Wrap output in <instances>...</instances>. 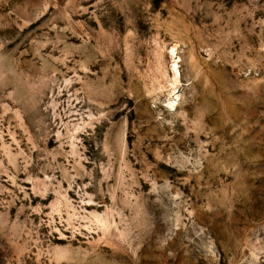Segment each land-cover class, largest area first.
<instances>
[{
	"label": "rangeland",
	"instance_id": "rangeland-1",
	"mask_svg": "<svg viewBox=\"0 0 264 264\" xmlns=\"http://www.w3.org/2000/svg\"><path fill=\"white\" fill-rule=\"evenodd\" d=\"M0 264H264V0H0Z\"/></svg>",
	"mask_w": 264,
	"mask_h": 264
},
{
	"label": "bare ground",
	"instance_id": "bare-ground-1",
	"mask_svg": "<svg viewBox=\"0 0 264 264\" xmlns=\"http://www.w3.org/2000/svg\"><path fill=\"white\" fill-rule=\"evenodd\" d=\"M169 54L171 58V63L169 67L170 78L168 79V82H169L168 84V87H169L168 106L170 107L171 110L172 109L176 110L178 106V95H176V90L178 88L177 86L181 78V71L179 68L180 57L177 53L176 44L170 47Z\"/></svg>",
	"mask_w": 264,
	"mask_h": 264
}]
</instances>
